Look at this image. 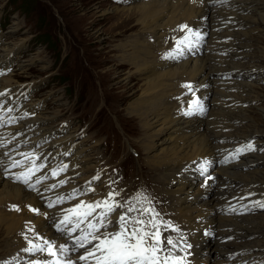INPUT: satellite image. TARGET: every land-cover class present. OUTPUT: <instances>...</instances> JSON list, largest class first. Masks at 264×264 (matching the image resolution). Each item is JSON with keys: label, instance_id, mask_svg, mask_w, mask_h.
Listing matches in <instances>:
<instances>
[{"label": "bare ground", "instance_id": "6f19581e", "mask_svg": "<svg viewBox=\"0 0 264 264\" xmlns=\"http://www.w3.org/2000/svg\"><path fill=\"white\" fill-rule=\"evenodd\" d=\"M122 1L127 4L113 10L116 27L122 28L123 33L137 25L141 30L143 28L142 33L127 34L128 37L116 46L121 51L118 64L125 63L129 67L125 80H129L130 75L145 80L140 95L131 103L128 113L142 122L140 127L149 155L146 163L158 164L157 167L162 169L160 178L168 180L164 186L168 195L167 205L177 210L178 217L192 230L196 242L195 263L261 264L264 262V212H232L225 208L224 202L238 188L251 183L264 184L263 173L259 170L264 165V154L252 152L238 161L224 160L222 155L242 139L257 137V134L264 132L259 128L245 129L244 116H237L234 112H248L249 107L259 106L253 101H263L245 87L252 86L259 78L264 83V39L258 40L261 35L254 34L264 33V0H220L214 4L207 3V0ZM202 1L204 4L199 5ZM222 14L234 15L237 23L216 30L215 26L222 24L216 21ZM181 19H192L197 27L203 28L204 33L209 35L210 50L197 48L184 58L160 62L156 58L155 45L149 43V32L161 49L163 41L159 36L162 29ZM20 22L15 21L12 30ZM227 36V42L216 41ZM0 42V93H5L0 96V161H3L0 166V252L7 251L5 256H11L18 247L43 246L45 240L54 242V248L59 244L72 243L56 231L54 223L57 217L47 208L43 198L50 179H43L35 185L31 179L32 172L28 173V170L34 169L37 162L38 167L40 164L45 166L41 168L45 174H52V167L57 168L56 164L51 166L53 163L69 159V169L65 175H70V179L56 187L58 191H67L73 186L82 187V181L98 167V159L90 153L97 144L87 146L86 141L90 138L85 136L78 139L72 125L70 130L57 132L60 122L53 121L59 113L56 109L46 107L43 100L36 101L33 97L24 102L30 91L38 88L39 84L35 79L20 80L14 73L8 74L22 44L8 39ZM227 49L230 51L225 54L217 52ZM40 54L35 51V54L26 57L23 66L26 68L40 58ZM43 66L50 65L45 63ZM225 74H232V77L228 78ZM182 79L195 80L205 104L210 105L209 109L205 107L204 112L196 110L191 114L179 111L172 97L181 92L178 84ZM232 79H237V83L231 84ZM237 86L243 91L232 92V88ZM256 109L264 113V108ZM51 134L56 135L45 139ZM69 147L70 151H76L68 157L67 154L63 156L62 149ZM258 147L263 151L262 135L258 137ZM40 152L43 158L38 161ZM79 153L85 156L79 158ZM78 170L82 174H76ZM26 173L28 184L34 187L30 188L24 183ZM202 174L204 176L198 180ZM208 175H212L209 183L215 184L214 192L211 196L203 197L208 186L202 185V182ZM17 176L21 178L17 179ZM29 206L48 215L33 213ZM204 229L209 233L204 234ZM211 230L215 234L208 242ZM108 231H112L111 226ZM79 234L74 233L73 236ZM29 240L32 245L28 243ZM82 251L69 250L60 254L58 259L61 262L76 260ZM39 252H32L23 258L21 264H32L34 260L52 264L57 259L48 254L46 247L41 255H37ZM2 262L7 264L4 260ZM80 264L91 262L81 261Z\"/></svg>", "mask_w": 264, "mask_h": 264}, {"label": "rangeland", "instance_id": "374dc122", "mask_svg": "<svg viewBox=\"0 0 264 264\" xmlns=\"http://www.w3.org/2000/svg\"><path fill=\"white\" fill-rule=\"evenodd\" d=\"M124 4L127 2L122 0H0V41L8 39L22 44L11 62L8 74L14 73L20 80L35 79L39 84L38 88L30 91L24 102L30 97L36 101L43 100L46 107L59 112L53 121L61 123L68 116L76 117L75 122L78 119L82 126L90 129L92 139L87 146L90 143L97 144L96 149H89L92 156L103 152L108 161H122L129 189L126 211L130 206L142 209V181L150 182L158 191L162 190L167 195L165 187L168 180L160 178L162 169L157 167L158 164L146 163L149 155L140 127L142 122L130 117L128 113L131 103L140 95L145 80H140L137 75H130L129 80H125L129 67L117 62L121 52L117 50L118 43L129 34L142 33L143 30L137 25L129 30L130 33H123L122 28L116 27L113 10ZM40 14L45 16L46 21H42ZM15 21L21 22L12 30ZM43 34H50L49 42L40 38ZM254 34L261 35L258 40L264 39V33ZM35 51L41 55L40 58L25 68L24 59L35 54ZM45 63L50 66L44 67ZM254 83L245 88L251 89L252 93L257 94V99L264 101V83H261L260 78ZM263 101H254L259 106L249 107L253 111H234L237 116H244L245 129L264 130V113L256 109L264 108ZM261 135L264 137V132ZM261 135L257 134V137ZM74 151L71 150V153ZM260 152L264 154V151ZM78 155L79 158L85 156L80 153ZM259 170L264 176V165ZM203 176L198 177V180ZM214 185L211 183L207 187L203 197L213 195ZM260 212L264 210L252 211ZM129 215L136 216L138 212ZM210 234L208 242L213 239L215 231L211 230ZM230 240L233 238L230 237ZM7 253L0 252L1 263L2 260L6 261Z\"/></svg>", "mask_w": 264, "mask_h": 264}, {"label": "snow or ice", "instance_id": "6c2138e0", "mask_svg": "<svg viewBox=\"0 0 264 264\" xmlns=\"http://www.w3.org/2000/svg\"><path fill=\"white\" fill-rule=\"evenodd\" d=\"M181 30L188 29L187 25H180ZM191 31V29H188ZM199 35V34H197ZM187 38L178 40L177 45L184 43ZM167 56L171 57L172 53H167ZM2 74V73H0ZM182 87L191 88L190 84H184ZM5 93H0V96H4ZM247 150H254L251 144L246 146ZM245 149H237V151H244ZM18 163V162H16ZM3 161H0L2 166ZM15 166V164L13 165ZM43 164H40L36 171L40 168H44ZM67 165L59 168L58 170H52V176H58L60 172H64ZM33 169H29L28 173H31ZM28 173L24 174V183L28 187H34V185L28 184ZM20 179V176L16 177ZM47 177H43L46 179ZM100 176H94L91 181L87 183L90 185L92 181L99 180ZM40 179L36 180L39 184ZM67 181L64 179L59 180V184L63 185ZM56 184H52L50 188H56ZM45 190H49L46 188ZM94 188H86L84 193L94 192ZM77 192L73 189V193ZM119 193L109 191L100 200L87 202L81 200L75 204L72 208L62 209V219L59 222L54 223V227L62 237H66L71 244L63 243L59 244L56 248L53 247L54 242L44 241L43 246L27 247L23 249L24 252L32 253L35 251L43 252L45 247L48 250V254L53 257H58L60 254L67 253L69 250L76 252L83 250L76 260L68 259L61 262L58 258L52 262V264H80L81 261L91 262V264H167L170 252L166 249L168 246L176 248V243L170 237H162L159 231V225L162 223L157 219L158 213L151 208L137 209L130 206L126 211L122 212L118 217H114L111 214L115 213L118 208H123V205L114 200V197ZM138 196L140 194H137ZM69 200L73 199V195H68ZM65 197L59 196L54 202L47 204L48 208H53L54 204L64 202ZM109 201H112L109 203ZM264 207V205H261ZM18 210L17 206H13ZM30 211L36 214H43L47 216V213H40V210L29 206ZM97 209H101L97 212ZM138 212L137 216L129 215L132 212ZM151 213L150 217L145 219L144 214ZM86 225V228H82L81 225ZM166 229L172 228V225L167 222H163ZM112 227V231H108L109 227ZM178 230V229H176ZM33 231V229H29ZM80 233L73 236L74 233ZM38 235V234H37ZM27 239V237H25ZM28 243L32 245V241ZM190 247V245H189ZM163 253V255H158ZM179 260V257L175 258V261ZM32 264H49L48 261L34 260Z\"/></svg>", "mask_w": 264, "mask_h": 264}, {"label": "trees", "instance_id": "16d2710c", "mask_svg": "<svg viewBox=\"0 0 264 264\" xmlns=\"http://www.w3.org/2000/svg\"><path fill=\"white\" fill-rule=\"evenodd\" d=\"M39 17H41L42 18V21L44 22V20H45V16H42L41 14H40V16ZM46 21V20H45ZM41 26H42V24H41ZM40 38H42L43 39V41L44 40H46V41H50V34H43V36H41Z\"/></svg>", "mask_w": 264, "mask_h": 264}]
</instances>
